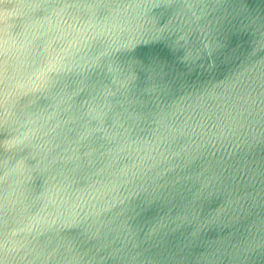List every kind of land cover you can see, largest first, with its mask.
<instances>
[{"label": "water", "instance_id": "water-1", "mask_svg": "<svg viewBox=\"0 0 264 264\" xmlns=\"http://www.w3.org/2000/svg\"><path fill=\"white\" fill-rule=\"evenodd\" d=\"M0 264H264V0H0Z\"/></svg>", "mask_w": 264, "mask_h": 264}]
</instances>
